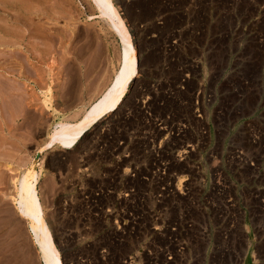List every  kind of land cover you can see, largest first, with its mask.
<instances>
[{
    "label": "built area",
    "instance_id": "obj_1",
    "mask_svg": "<svg viewBox=\"0 0 264 264\" xmlns=\"http://www.w3.org/2000/svg\"><path fill=\"white\" fill-rule=\"evenodd\" d=\"M187 1L139 28L151 62L57 170L45 204L63 264H264V71L240 53L255 17L209 0L199 26Z\"/></svg>",
    "mask_w": 264,
    "mask_h": 264
},
{
    "label": "rangeland",
    "instance_id": "obj_2",
    "mask_svg": "<svg viewBox=\"0 0 264 264\" xmlns=\"http://www.w3.org/2000/svg\"><path fill=\"white\" fill-rule=\"evenodd\" d=\"M235 1L212 0L211 4L214 11H224L226 14L241 11L244 21L248 13L255 17L256 45L250 49L242 45L240 53L243 60L249 50L251 55H255L256 62L252 64L250 74L258 81L264 71V0H240L237 8L230 5ZM77 2L0 0V55L3 53L0 64L5 69L11 68V73L0 68V82L7 84L8 88L11 85L16 87V90L13 89L14 96L6 99L13 105L9 103L7 107L0 102V264H42L27 232L26 218L14 208L10 198L13 192V173H10H19L25 169L24 166L29 167L36 160V171L42 170L45 174L39 189L46 207V198L55 195L57 185L54 178L57 170L73 166V154L89 132L81 138L74 150H62L56 146L39 154L47 141V130L59 119L68 120V117L76 118L80 115L94 98L110 86L119 72V41L107 31V25L88 0H80L82 8ZM173 2L177 3V7L183 5L184 10H189L187 0H114L120 9L117 13L123 16L131 34L136 53L140 54L137 56L141 58L139 69L143 64L150 63L152 58L148 52L145 53L147 49H143V46H149L147 40L141 42L145 35L140 37L142 34L139 28L149 24L146 33H154L156 29L153 23L158 12L171 11ZM192 5V11L197 10L195 7L200 10L196 15L200 18L198 24L201 26L209 0H193ZM227 18L224 15L221 20L220 24L224 27ZM165 22L164 29L169 28L173 21L167 16ZM226 27H231V24ZM216 28L219 29L218 26ZM18 31H21L20 34ZM77 44L87 47L79 61L68 53ZM68 61H71L69 64L74 62L71 70L66 69ZM132 82L134 79L130 81L128 89ZM49 85L52 93L47 98L42 91ZM45 97L47 102L42 101ZM44 209L48 217L47 209ZM252 259L255 261V256ZM244 264H250L248 258Z\"/></svg>",
    "mask_w": 264,
    "mask_h": 264
},
{
    "label": "bare ground",
    "instance_id": "obj_3",
    "mask_svg": "<svg viewBox=\"0 0 264 264\" xmlns=\"http://www.w3.org/2000/svg\"><path fill=\"white\" fill-rule=\"evenodd\" d=\"M77 1V3L81 6L80 0ZM88 2L93 7V9L97 11L100 18L107 25V31H109V33L111 32L120 43V64L118 67L119 72L115 79L111 81L110 86L106 90L102 91L96 98H94L93 101L82 110L80 115H78L76 118L71 117L69 119L68 117V120L59 119L58 121L53 122L52 127L49 128L45 134L47 141L41 147L39 154H42L56 146L60 147L62 150L74 149L83 135L90 128L117 109L120 104H122L128 93V85L130 81L135 79L140 71L136 49L134 48L131 40V34L123 16H120V14L117 13V11H120V9L118 10L114 0H88ZM75 10L78 11V8H75ZM86 48L85 46H80L77 44L73 46V51L68 53L72 54V58H74L76 61H79V58L86 52ZM1 55L3 56V53ZM69 62L71 61L67 62L68 64H66V69L68 68V70H71V68L74 67V65H72L74 62L70 64ZM0 68L7 70V72L11 70V68L5 69L1 64ZM14 87L15 86L11 85L8 88L7 84L4 85L0 82V102H3L2 104L6 105L7 107L8 105L10 106L9 103H11V101L9 102L6 99L8 97L14 96L15 92L13 89L16 88ZM42 93L46 97L48 94L51 95V86L49 85L45 90L42 91ZM46 97L42 101L47 102L48 97ZM11 105L13 104L11 103ZM36 163V160H34L31 166H24L25 169L19 173H15L11 170L12 172L10 174L12 175L13 173L11 178V185H13L11 189L13 192L10 195V198L14 204V208L19 212V214L26 218L25 226H27V232L31 237L32 244L35 246L41 263L63 264L59 250L53 238V233L49 227L48 217L44 212V208L46 207L43 203L42 192L39 189L40 181L43 179L45 174L42 170L36 171Z\"/></svg>",
    "mask_w": 264,
    "mask_h": 264
}]
</instances>
